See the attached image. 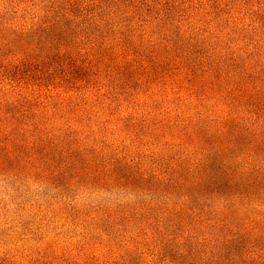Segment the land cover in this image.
Returning <instances> with one entry per match:
<instances>
[{
  "label": "trees",
  "instance_id": "16d2710c",
  "mask_svg": "<svg viewBox=\"0 0 264 264\" xmlns=\"http://www.w3.org/2000/svg\"><path fill=\"white\" fill-rule=\"evenodd\" d=\"M0 178L111 264H264V0H0Z\"/></svg>",
  "mask_w": 264,
  "mask_h": 264
},
{
  "label": "rangeland",
  "instance_id": "374dc122",
  "mask_svg": "<svg viewBox=\"0 0 264 264\" xmlns=\"http://www.w3.org/2000/svg\"><path fill=\"white\" fill-rule=\"evenodd\" d=\"M46 186L0 178V264H104L118 261L115 230L71 205L50 201ZM118 252V253H117Z\"/></svg>",
  "mask_w": 264,
  "mask_h": 264
}]
</instances>
